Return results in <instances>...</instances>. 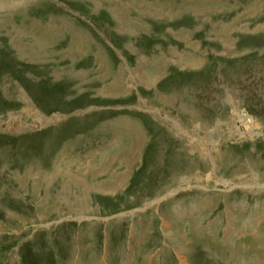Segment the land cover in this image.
Returning a JSON list of instances; mask_svg holds the SVG:
<instances>
[{
	"label": "rangeland",
	"instance_id": "1",
	"mask_svg": "<svg viewBox=\"0 0 264 264\" xmlns=\"http://www.w3.org/2000/svg\"><path fill=\"white\" fill-rule=\"evenodd\" d=\"M0 264H264V0H0Z\"/></svg>",
	"mask_w": 264,
	"mask_h": 264
},
{
	"label": "bare ground",
	"instance_id": "2",
	"mask_svg": "<svg viewBox=\"0 0 264 264\" xmlns=\"http://www.w3.org/2000/svg\"><path fill=\"white\" fill-rule=\"evenodd\" d=\"M206 1H207V0H206ZM132 2H133V1H132ZM122 4H125V3H122ZM130 5H132V4H130ZM144 6H145V5H144ZM126 7H127V6H126ZM113 8H114V7H113ZM116 8H117V7H116ZM145 8H146V7H145ZM117 9H118V8H117ZM124 9H125V8H124ZM124 9H123V10H124ZM146 9L148 10L149 7H147ZM121 10H122V9H121ZM151 10H152V9H150V11H151ZM112 11H114V10H112ZM118 11H119V10H118ZM148 11H149V10H148ZM154 11H155V10H154ZM114 12H115V11H114ZM120 12L123 13L124 11H123V12L120 11ZM156 13H157V12H156ZM119 19L122 21L123 18H119ZM124 21H125V19H124ZM34 54H35V53H34ZM147 80H148V79H147ZM234 115L237 116V118H238L237 120H238V122H239L240 125L243 124L244 126H246V128L249 126V124H247V123L244 121V119L242 118V116L240 115V113L238 114V113L235 112ZM245 118H246V117H245ZM250 123H251L250 127H252V128L254 129V128H255V125H256V122H255L254 120H251ZM126 160H128V159H126ZM120 176H121V175H120Z\"/></svg>",
	"mask_w": 264,
	"mask_h": 264
}]
</instances>
